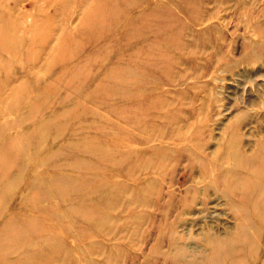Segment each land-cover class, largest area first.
Masks as SVG:
<instances>
[{"label":"rangeland","instance_id":"obj_1","mask_svg":"<svg viewBox=\"0 0 264 264\" xmlns=\"http://www.w3.org/2000/svg\"><path fill=\"white\" fill-rule=\"evenodd\" d=\"M0 264H264V0H0Z\"/></svg>","mask_w":264,"mask_h":264},{"label":"bare ground","instance_id":"obj_2","mask_svg":"<svg viewBox=\"0 0 264 264\" xmlns=\"http://www.w3.org/2000/svg\"><path fill=\"white\" fill-rule=\"evenodd\" d=\"M237 159V157H236ZM230 175L232 176L231 178H233L234 180L237 179L238 174L235 172V170H231V169H227V170H221L220 172H218V178H220L221 180H224L227 177H230ZM256 186V185H254ZM218 189V187H216ZM204 194V193H203ZM255 207H257V204H253ZM246 222V221H245ZM242 232V234H247L248 231L246 230V228H244L242 226V228H240V230L238 231V233ZM181 256V254H180Z\"/></svg>","mask_w":264,"mask_h":264}]
</instances>
